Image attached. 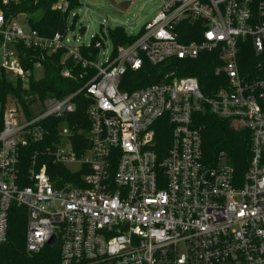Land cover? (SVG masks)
I'll return each mask as SVG.
<instances>
[{"label":"built area","instance_id":"1","mask_svg":"<svg viewBox=\"0 0 264 264\" xmlns=\"http://www.w3.org/2000/svg\"><path fill=\"white\" fill-rule=\"evenodd\" d=\"M18 1L1 3L8 8ZM58 4L68 7L67 0ZM6 12L0 7L2 68L28 80L32 71L22 65L21 47L40 51L42 59L63 51L62 75L84 82L63 97L37 100L32 116L15 98L4 113L0 245L8 240L15 205L27 210L26 250L39 252L55 238L58 264H264V0H164L139 38L103 62L67 31L41 35L18 23L26 14ZM184 20L201 21V32L188 35L198 39H180ZM102 44L101 37L95 47L100 51ZM202 52L216 54L221 80L211 94L193 75L121 87L127 72L145 60L158 65ZM34 68L44 72L41 60ZM81 92L89 100L90 127L89 145L78 153L72 141L77 131L66 118ZM204 113L250 133L241 183L224 151L206 159L198 125ZM49 118L64 123L48 144ZM162 127L169 145L160 160L156 132ZM58 165L65 174L52 175Z\"/></svg>","mask_w":264,"mask_h":264},{"label":"trees","instance_id":"2","mask_svg":"<svg viewBox=\"0 0 264 264\" xmlns=\"http://www.w3.org/2000/svg\"><path fill=\"white\" fill-rule=\"evenodd\" d=\"M59 0H19L11 3L8 8H5L7 15L18 16L21 13L26 14L28 24L32 29L37 30L41 35L52 36L56 32L65 33L68 29L67 17L70 10L80 5L79 0H67L68 7L62 9L54 8V4ZM258 3L261 0H253ZM73 28L74 25L72 24ZM201 21L191 23L184 20L178 25V30L181 33L180 39L183 42H189L198 39L197 37H188L189 34L201 32ZM183 32V35H182ZM142 31L136 35H129L121 26L109 29V37L113 45V56L119 45L133 43ZM101 40L99 35H95L88 50L95 57L99 49L95 47V43ZM85 50L82 49V52ZM63 51L53 54L45 53L42 59L40 51L20 48L21 62L25 69H31L32 74L28 78V85L25 87L23 79L17 77L16 82H12L8 78L6 69L0 68V129L3 128V116L6 104L10 98H16L20 103L25 114L32 116L34 110L32 105L37 100H42L47 97H63L71 92L77 91L84 80L64 77L62 70ZM251 56V54H250ZM253 56V55H252ZM253 58V57H252ZM38 60L43 63L44 74L37 78L35 75L34 64ZM217 66L216 54L213 52H202L195 59H178L172 58L158 65H153L145 60L143 66L138 71L129 70L123 78L122 89L134 90L153 83L169 81L174 77L187 75L196 76L199 79L202 90L211 94L213 90L219 88L220 76L215 74ZM76 73H79L80 68H77ZM77 109L66 119L72 130H76L75 137L72 139L75 150L82 153L89 145L85 132L90 127V121L87 115V105L89 100L86 99L83 92L76 97ZM198 125L202 127L203 147L206 159L213 161L216 154L224 151L228 162L235 170V176L238 183L243 181L245 172L248 169L251 154L249 152L250 133L240 132L231 127L230 123L217 118L210 113H204L199 116ZM64 123L63 119H47L44 125L49 130V142L57 140V128ZM82 131V132H81ZM157 151L160 160L164 157L169 145V132L164 130V127L157 129L156 132ZM46 144V143H45ZM26 152V151H24ZM23 154H27L23 153ZM29 154V153H28ZM27 156L23 155L24 161ZM23 164H26L25 162ZM26 166L24 169H26ZM52 175L55 172L65 174L66 168L57 166L56 169L49 170ZM81 177V173L76 175ZM67 177V176H66ZM26 230H27V210L25 207L13 206L9 214V236L8 240L0 245V264H58L60 260V246L46 245L39 252L29 253L26 250Z\"/></svg>","mask_w":264,"mask_h":264},{"label":"rangeland","instance_id":"3","mask_svg":"<svg viewBox=\"0 0 264 264\" xmlns=\"http://www.w3.org/2000/svg\"><path fill=\"white\" fill-rule=\"evenodd\" d=\"M59 0L54 4L58 8ZM80 5L70 10L67 17V36L76 45H89L95 35L102 37V47L100 48L101 62L108 57L113 50V45L109 37V29L121 26L129 35H136L140 32L146 22L153 19L162 8L164 0H79ZM60 9V8H58ZM18 23L28 29L26 15L17 17ZM74 25L72 28L71 25ZM82 28L85 32L81 33ZM2 64V54L0 51V68ZM8 78L12 82L17 81V77L10 71H6ZM37 78L43 76L44 72L39 69ZM24 86L28 85L27 80H23ZM16 99V98H15ZM15 99L10 98L6 104L4 113L13 108ZM34 112L39 109L32 105ZM40 111V110H39ZM1 112V106H0ZM73 167V166H72Z\"/></svg>","mask_w":264,"mask_h":264},{"label":"water","instance_id":"4","mask_svg":"<svg viewBox=\"0 0 264 264\" xmlns=\"http://www.w3.org/2000/svg\"><path fill=\"white\" fill-rule=\"evenodd\" d=\"M84 32H85V28H82L81 33H84ZM49 245H50V246H54V245H55V238H53V239H51V240L49 241Z\"/></svg>","mask_w":264,"mask_h":264}]
</instances>
